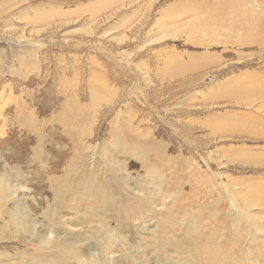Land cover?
Returning a JSON list of instances; mask_svg holds the SVG:
<instances>
[{
	"label": "rangeland",
	"instance_id": "1",
	"mask_svg": "<svg viewBox=\"0 0 264 264\" xmlns=\"http://www.w3.org/2000/svg\"><path fill=\"white\" fill-rule=\"evenodd\" d=\"M222 1L0 0V264H264V7Z\"/></svg>",
	"mask_w": 264,
	"mask_h": 264
},
{
	"label": "bare ground",
	"instance_id": "2",
	"mask_svg": "<svg viewBox=\"0 0 264 264\" xmlns=\"http://www.w3.org/2000/svg\"><path fill=\"white\" fill-rule=\"evenodd\" d=\"M262 1V0H261ZM252 3H253V5L255 6V7H264V1H262V3L261 2H259L258 0H253L252 1ZM211 6L212 7H214L215 6V11H217L218 13H219V10H220V13H221V10L222 11H227L228 12V15L230 14V15H235V13H236V9L232 6L231 8H229V9H227V7H230V5H228V4H225L222 0H213V2L211 3ZM209 9H210V6H209ZM254 10V9H253ZM209 11V10H208ZM224 11V12H225ZM233 11V12H232ZM250 11V10H249ZM243 13H245V10L244 11H242ZM226 13V12H225ZM227 14V13H226ZM225 15V14H224ZM239 17L241 16L242 18H244V19H246L247 20V18H245L246 16L244 15V14H237ZM235 17V16H234ZM237 17V16H236ZM216 20H218V18H215ZM223 20V19H222ZM222 20H220V21H222ZM260 25H261V29L263 30L264 29V22L262 21V19H260L259 20V22H258ZM257 23V24H258ZM218 26H219V24H218ZM256 42H258V44L259 45H261V46H263L264 47V40H263V38H259V39H256ZM264 130V129H263ZM123 132V131H122ZM257 132H259L258 131V129H257ZM264 134V133H263ZM120 135L121 136H118V138L117 137H115V139L116 140H114V143H113V145H112V147L111 146H109V147H111L110 148V151H111V153H125V152H129V151H131V152H134L135 151V146H136V144H132L131 143V139H127V137L126 136H124V135H122L121 133H120ZM108 146V145H107ZM81 147V146H80ZM140 147V146H139ZM141 148V147H140ZM150 149V148H149ZM125 151V152H124ZM130 153V152H129ZM103 154V153H102ZM133 154V153H132ZM108 156V155H107ZM116 156V155H115ZM260 156V155H259ZM261 157H263V159H262V161L264 162V155L263 156H261ZM104 159V158H103ZM108 160H109V158H108ZM261 160V159H260ZM257 162V161H256ZM256 162H254L255 164H256ZM143 163V162H142ZM146 163V162H145ZM147 165V164H146ZM86 169V168H85ZM89 170V169H88ZM118 170V169H117ZM90 171V170H89ZM86 172H87V170H86ZM155 177V176H154ZM154 177H152V178H154ZM150 181H153V180H150ZM156 181V180H155ZM158 181V180H157ZM90 183V182H89ZM150 183H152V182H150ZM156 185V184H155ZM161 185V184H160ZM88 186V185H87ZM157 187H159V186H157ZM103 190V189H102ZM154 190V189H153ZM136 191V190H135ZM138 191V190H137ZM140 193V192H139ZM148 197V196H147ZM232 198H234L233 196H232ZM235 199V198H234ZM233 199V201H234V203H235V200ZM263 202H264V200H263ZM137 203H139V204H141V205H143L144 206V202H137ZM136 206H138V205H136ZM237 208H239L238 207V205H237V203H236V206H235V204H233V212H234V214L237 212ZM144 209V208H143ZM247 211V210H246ZM246 211H242L241 210V213H239V214H241L242 216H243V220H244V222H241L242 223V227L244 228V232H243V239L241 240L244 244L245 243H247V242H250L251 241V239H250V235H253V236H260L261 237V234H262V240L264 241V223H261V222H259L258 224L257 223H255V222H258L259 220L261 221V217H260V215H257V214H251V213H249V212H246ZM140 213V212H139ZM135 214V213H134ZM136 215V214H135ZM235 216H237L236 214H235ZM245 218H247V219H245ZM242 221V220H241ZM19 223H23L24 224V222H23V220H21V219H19V221H18ZM240 226V225H239ZM187 235H189V233H187ZM43 237V236H42ZM230 237V236H229ZM228 236H227V238H229ZM241 237V236H240ZM53 240L55 241V242H59L60 244H62V245H64L65 243V241L64 240H59L58 238L57 239H54L53 238ZM219 239H218V237H216L215 238V242H217ZM240 241V240H239ZM195 242H196V240H195ZM211 243V242H210ZM229 243V242H228ZM241 243V242H240ZM251 243V242H250ZM242 244V243H241ZM240 244V245H241ZM211 245H213V243L211 244ZM237 245V244H236ZM239 245V246H240ZM246 245V244H245ZM238 246V245H237ZM249 246V243H248V245H246V248ZM240 248H241V246H240ZM239 248V249H240ZM246 248L244 247V249L246 250ZM207 249V248H206ZM238 249V250H239ZM243 249V248H242ZM242 249H240L241 251H242ZM211 251V249L209 248L208 250H207V252H209L208 253V255H205L204 257H203V260H202V264L207 260V259H211L212 257H214L215 255H217V254H220V253H222V254H225L226 255V257H224L223 258V260L221 261V263L222 264H225V263H237V264H246L245 262H246V259H248L247 257H246V259H245V257H241L240 259H238V257L239 256H237V254L239 253H237L236 255H234V253H235V251H236V248H235V251H234V253L231 251V250H229V251H227V252H222V251H218V250H215V251H212V252H210ZM240 251V252H241ZM264 251V250H263ZM240 254V253H239ZM264 254V253H263ZM241 255V254H240ZM93 255H91V257H92ZM105 257V256H104ZM95 259H97V258H95ZM199 259V254H196V261ZM108 260H110L111 261V259L109 258L108 259V257H107V261ZM250 260V259H249ZM249 260H248V262H249ZM247 262V263H248ZM251 264V263H250Z\"/></svg>",
	"mask_w": 264,
	"mask_h": 264
}]
</instances>
